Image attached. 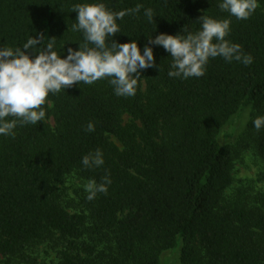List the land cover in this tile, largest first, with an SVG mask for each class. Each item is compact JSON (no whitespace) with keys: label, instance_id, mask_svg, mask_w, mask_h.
Listing matches in <instances>:
<instances>
[{"label":"trees","instance_id":"obj_1","mask_svg":"<svg viewBox=\"0 0 264 264\" xmlns=\"http://www.w3.org/2000/svg\"><path fill=\"white\" fill-rule=\"evenodd\" d=\"M94 2L112 12L142 5L117 20L114 37L136 40L141 50L151 36L194 34L203 15L230 20L226 39L253 62L210 58L203 76L181 79L168 75L170 54L149 45L157 67L141 73L135 96L115 95L107 79L50 94L44 121L18 125L14 138L0 135V255L22 257L60 239L66 248L59 264H161L178 248L181 264H264V195L253 208L226 201L235 160L219 140L241 109L264 116V0L247 20L222 11V0H0V47L22 48L43 32L65 58L85 42L72 30L73 6ZM89 122L95 131L85 130ZM256 144L264 158V128ZM97 149L104 164L85 168L82 158ZM75 171L88 181L111 180L89 200V215L69 212L57 191ZM106 234L114 239L109 251L84 241Z\"/></svg>","mask_w":264,"mask_h":264},{"label":"clouds","instance_id":"obj_2","mask_svg":"<svg viewBox=\"0 0 264 264\" xmlns=\"http://www.w3.org/2000/svg\"><path fill=\"white\" fill-rule=\"evenodd\" d=\"M260 6L258 0H222L219 7L237 20L249 19ZM135 9L112 12L102 2L81 3L73 6L77 12L73 31H80L84 43L79 50L68 48L67 56L54 50L55 40L46 38L43 32L30 37L22 48L0 47V135L15 137L18 125H36L46 119L47 105L52 107L48 97L81 83L92 85L107 79L117 96L131 97L137 92L141 73L148 68H156L154 48L163 47L172 59L169 77L188 79L199 78L206 72L211 59L221 57L226 62L238 61L245 66L253 62L251 55L243 53L241 45L232 43L226 37L230 34V20H218L203 15L199 31L187 36L161 33L143 50L138 41L118 43L114 37L120 33L117 20ZM144 15L153 19V10L146 8ZM65 45L63 46V51ZM32 52L37 53L34 57ZM254 128H264V116L253 121ZM87 132L95 131L89 122ZM85 168L100 167L104 164L103 153L97 149L82 158ZM108 177L101 183L89 180L84 189L87 199L92 200L98 193H106Z\"/></svg>","mask_w":264,"mask_h":264},{"label":"rangeland","instance_id":"obj_3","mask_svg":"<svg viewBox=\"0 0 264 264\" xmlns=\"http://www.w3.org/2000/svg\"><path fill=\"white\" fill-rule=\"evenodd\" d=\"M258 117L255 110L250 107L241 109L234 115L220 132L219 140L233 149L234 170L233 184L226 192V201L231 204H243L247 207H258L259 197L264 195V158L257 150L256 129L253 121ZM131 121V117L124 116V122ZM54 125V121H48ZM112 140L121 147L116 138ZM88 180L82 178L76 171L68 175L64 182L57 187L63 205L71 213L83 212L89 215L87 208L89 199L84 186ZM92 225L91 222L88 224ZM112 235L106 234L93 237L86 236L84 241L95 245L97 250L109 251L114 246ZM66 248L62 240L46 241L26 251L22 257L9 258L0 255V264H59L60 253ZM179 248L167 251L162 256L161 264H181ZM199 264H209L202 259Z\"/></svg>","mask_w":264,"mask_h":264}]
</instances>
